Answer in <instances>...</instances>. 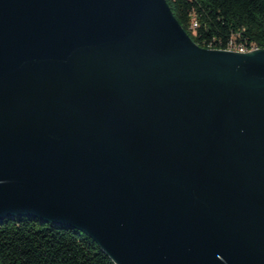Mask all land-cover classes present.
<instances>
[{
    "label": "water",
    "instance_id": "water-1",
    "mask_svg": "<svg viewBox=\"0 0 264 264\" xmlns=\"http://www.w3.org/2000/svg\"><path fill=\"white\" fill-rule=\"evenodd\" d=\"M114 264H264V48L198 46L166 0H0V221Z\"/></svg>",
    "mask_w": 264,
    "mask_h": 264
},
{
    "label": "trees",
    "instance_id": "trees-1",
    "mask_svg": "<svg viewBox=\"0 0 264 264\" xmlns=\"http://www.w3.org/2000/svg\"><path fill=\"white\" fill-rule=\"evenodd\" d=\"M166 1L200 47L228 49L232 44L264 48V0ZM0 264L114 263L80 230L13 216L0 221Z\"/></svg>",
    "mask_w": 264,
    "mask_h": 264
},
{
    "label": "built area",
    "instance_id": "built-area-1",
    "mask_svg": "<svg viewBox=\"0 0 264 264\" xmlns=\"http://www.w3.org/2000/svg\"><path fill=\"white\" fill-rule=\"evenodd\" d=\"M196 25V23L195 22H193V24H192V26H195ZM227 48H229V49H233L234 51H238V52H247V51H250L252 48H254V47H249V48H247V47H245V46H242V45H239V46H234V45H229Z\"/></svg>",
    "mask_w": 264,
    "mask_h": 264
},
{
    "label": "bare ground",
    "instance_id": "bare-ground-1",
    "mask_svg": "<svg viewBox=\"0 0 264 264\" xmlns=\"http://www.w3.org/2000/svg\"><path fill=\"white\" fill-rule=\"evenodd\" d=\"M254 49H256V47L252 48L251 50H254ZM228 50H233V49H229V48H228Z\"/></svg>",
    "mask_w": 264,
    "mask_h": 264
}]
</instances>
